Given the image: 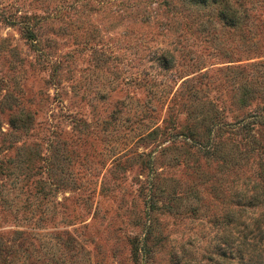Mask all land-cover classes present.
Listing matches in <instances>:
<instances>
[{
  "label": "rangeland",
  "instance_id": "1",
  "mask_svg": "<svg viewBox=\"0 0 264 264\" xmlns=\"http://www.w3.org/2000/svg\"><path fill=\"white\" fill-rule=\"evenodd\" d=\"M0 264H264V0H0Z\"/></svg>",
  "mask_w": 264,
  "mask_h": 264
},
{
  "label": "trees",
  "instance_id": "2",
  "mask_svg": "<svg viewBox=\"0 0 264 264\" xmlns=\"http://www.w3.org/2000/svg\"><path fill=\"white\" fill-rule=\"evenodd\" d=\"M192 1L206 2V1H208V0H192ZM210 1H215V0H210Z\"/></svg>",
  "mask_w": 264,
  "mask_h": 264
}]
</instances>
